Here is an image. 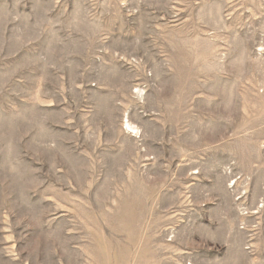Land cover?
I'll return each mask as SVG.
<instances>
[{
    "label": "rangeland",
    "instance_id": "rangeland-1",
    "mask_svg": "<svg viewBox=\"0 0 264 264\" xmlns=\"http://www.w3.org/2000/svg\"><path fill=\"white\" fill-rule=\"evenodd\" d=\"M0 264H264V0H0Z\"/></svg>",
    "mask_w": 264,
    "mask_h": 264
}]
</instances>
